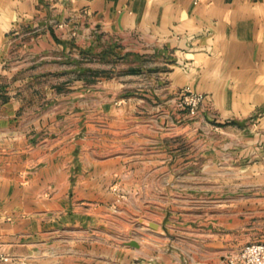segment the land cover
<instances>
[{
    "label": "crops",
    "instance_id": "0c3cea01",
    "mask_svg": "<svg viewBox=\"0 0 264 264\" xmlns=\"http://www.w3.org/2000/svg\"><path fill=\"white\" fill-rule=\"evenodd\" d=\"M98 37L123 54L165 56L169 86L204 96L198 115L246 125L234 127L236 153L249 163L245 186L254 193L233 222L247 225L243 244L264 243V0H0V81L27 58L93 48ZM124 87L120 78L79 79L42 111L14 97L0 103V256L8 264H235L243 240L223 257L215 249L190 257L187 247L129 238L136 170L124 162L120 128L139 122L120 118L137 109L135 99L120 100ZM150 224L154 234L161 228Z\"/></svg>",
    "mask_w": 264,
    "mask_h": 264
},
{
    "label": "rangeland",
    "instance_id": "374dc122",
    "mask_svg": "<svg viewBox=\"0 0 264 264\" xmlns=\"http://www.w3.org/2000/svg\"><path fill=\"white\" fill-rule=\"evenodd\" d=\"M44 57L27 58L17 74L0 81V103L14 97L42 111L55 105L53 94H66L76 80L96 85L111 78H120L125 86L120 100L135 99L137 109L120 115L121 120L131 122L134 117L139 122L120 128L125 130V137L120 135V150L128 157L124 162L136 170V191L128 196L137 215L129 238L178 253L187 247L190 257L209 255L214 249L223 257L238 246L236 239L245 243L247 225L233 222L246 215L244 198L254 193L245 186L251 182L245 172L249 163L244 154L236 153L241 146L236 145L234 127L240 130L244 123H218L213 112L192 117L179 108L181 92L189 88L169 86L162 73L169 71L170 63L162 55L123 54L115 40L98 37L93 48L70 45L47 50ZM131 74L138 80L126 78ZM133 88L140 91L128 94ZM149 223L161 226L156 234Z\"/></svg>",
    "mask_w": 264,
    "mask_h": 264
},
{
    "label": "built area",
    "instance_id": "2783aa9c",
    "mask_svg": "<svg viewBox=\"0 0 264 264\" xmlns=\"http://www.w3.org/2000/svg\"><path fill=\"white\" fill-rule=\"evenodd\" d=\"M203 102V95L184 89L178 99L177 106L194 117L198 114ZM229 261L235 264H264V243H251L244 246ZM8 263V257L0 256V264Z\"/></svg>",
    "mask_w": 264,
    "mask_h": 264
},
{
    "label": "water",
    "instance_id": "95a60500",
    "mask_svg": "<svg viewBox=\"0 0 264 264\" xmlns=\"http://www.w3.org/2000/svg\"><path fill=\"white\" fill-rule=\"evenodd\" d=\"M149 227H150V229H152V230H156V229H157L156 225H153V224H150ZM127 245H128V246H131V247H136V246H137L136 242H134V241L128 243Z\"/></svg>",
    "mask_w": 264,
    "mask_h": 264
}]
</instances>
